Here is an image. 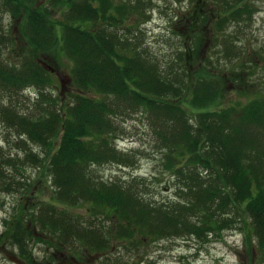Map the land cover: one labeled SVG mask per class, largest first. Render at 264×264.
I'll return each instance as SVG.
<instances>
[{
	"label": "trees",
	"instance_id": "1",
	"mask_svg": "<svg viewBox=\"0 0 264 264\" xmlns=\"http://www.w3.org/2000/svg\"><path fill=\"white\" fill-rule=\"evenodd\" d=\"M238 2L199 0L193 8L195 16L183 23L187 31L189 21L205 27L207 36L202 30L199 35L173 31L180 39L176 53L161 65L135 37L141 19L147 17L141 1L0 0V19L7 14L12 21L20 18L22 25V36L16 38L22 47H15L12 28L6 32L0 23V46L11 47L12 54L20 47L21 53L16 55L20 59L10 62L0 54V101L5 97L10 101L28 89L38 93L31 113L1 101L0 120L16 133L18 150L41 174L38 183L47 177L53 193V203L34 209L17 202L12 220H5V243L35 264L28 244L43 234L57 241L52 246L56 250L72 252L106 251L113 239L127 241L125 248L132 250L139 244L136 237L143 239L142 244L188 235L200 240L208 232L221 235L223 229H236L244 234L245 246L255 242L264 251V99L250 100L242 108L210 110L230 85L232 91L251 93L245 76L256 64L242 62L235 68L247 45L245 51L226 37H216L221 43L208 48L210 56L204 54L208 38L215 39L225 25L252 21L255 5ZM207 4L215 7L206 12ZM54 9L61 12L58 22L51 18ZM128 22L131 25L122 30ZM57 29H62L61 34ZM57 48L76 62L73 78L83 93L94 92L101 99L81 94L76 87L73 101L66 103L48 90L50 76L38 58ZM229 52L237 59L230 60ZM253 54L249 57H259L255 49ZM213 56L218 63L211 66ZM185 95L187 103L180 104ZM124 108L140 111L161 125L156 146L162 153L163 171L177 183L174 201L149 199L141 191L142 186L148 188L143 185L146 180L138 176L107 182L98 174L97 168L106 164L134 166L135 157L116 146L121 141L117 120ZM24 165L20 154L0 157V192L22 198L30 190L31 182L17 179L24 177ZM82 204L89 205V218L66 209ZM139 264L158 263L141 260Z\"/></svg>",
	"mask_w": 264,
	"mask_h": 264
},
{
	"label": "rangeland",
	"instance_id": "2",
	"mask_svg": "<svg viewBox=\"0 0 264 264\" xmlns=\"http://www.w3.org/2000/svg\"><path fill=\"white\" fill-rule=\"evenodd\" d=\"M138 1L144 3L145 6L143 7V11L147 13V17L146 19H141L143 24H140V28L135 31V37L144 44V47L147 48L153 56H157L162 62L161 65L165 64V60L169 58L170 53H176L178 47L177 42L180 39H178L179 36H173V31H176V33L179 32L181 35L187 32L199 35L202 30L203 34L207 36L206 31L203 30L205 27L200 29L197 25H190L189 21L187 31L183 23L186 17L190 20L191 16H195L193 8L199 0ZM232 1L233 4L239 3L238 0ZM250 1L255 5V16L252 18V21L246 22L244 19H240L237 22L225 25L220 33L216 34L215 39L211 40L208 38L209 42L205 45L204 54L210 56L208 48L216 43H221L220 39L216 37L233 39L236 43L241 46L243 45L245 51V45H247V51L243 56L244 58L237 62L235 68L242 62L245 64L251 61L255 62L256 68L245 76L246 80L249 82L248 86L251 87L249 90H252V92L243 94V92L232 91L231 89L233 88H231L232 85H230V91H224L217 103L211 107L210 110L212 111H215V109L221 110L225 107L242 108L250 100L264 99V0H246L244 3H249ZM43 2H45V0H40V3ZM213 7L215 6L207 4L206 12H210L211 8L213 10ZM54 12L51 18L54 20L56 19L58 22V20H60L58 18L61 17V12H59L58 9H54ZM215 15H217V13ZM10 18L12 17L7 14H1L0 23L3 24L6 32L12 28V36L10 38H13V45L18 47L21 45L16 41V38L22 36V25L19 22L20 18L15 21H12ZM223 18L227 19L226 16ZM67 22L70 23V19H68ZM173 22L175 23L174 25L177 24L175 29L171 28ZM130 25L131 23L128 22L122 27V30ZM194 28H199L200 30L196 31ZM61 31L62 29H57L59 34H61ZM227 39L224 41L226 46ZM252 48L258 53L259 57L256 59L249 57V55L254 57V49ZM19 49L20 47L17 48L16 54H12L13 49H11V47L4 49L3 46H0V54L3 53V59L10 62L17 57H19V59L21 58ZM17 54L20 56L16 57ZM231 55L232 58H230V60L237 59L233 53H231ZM40 57V59L38 58L39 62L50 76L46 74V77L50 79L48 90L59 96L60 100L66 103L72 102V95L76 94L75 88L82 87L80 85L77 86L74 82L76 77L73 78L76 62L72 61L61 48L53 49L50 54H47V57L42 54ZM212 59L213 64L211 66H214L218 63V60L215 59L214 56ZM222 59L223 62L225 56H223ZM42 61L45 62V65ZM18 63H20V61ZM175 64L176 62L174 61L172 65ZM188 66H192L191 60H188ZM197 66L198 63L195 67ZM193 70H195V68ZM176 72L177 69L174 73ZM252 84H257L258 87L254 88ZM79 89L82 92H79L81 94H94L91 96L101 99L99 94L90 91L83 93V88ZM20 94L21 95L15 96L10 101L7 97L1 101L5 105H7L8 102H12L18 111L24 110L25 112L31 113L34 107L33 104L37 101V97L35 96L38 94L37 91L28 89ZM188 99L189 97L185 95L178 102L184 104L187 103ZM124 109L125 112H123L121 117L117 120L118 135L121 141H117L116 146L120 151L130 153L135 157L134 166L122 169L117 165L106 164L103 167L97 168L98 174L107 182L119 178H122V180H129L131 174L134 177L138 176L144 179V181L146 180L143 185H147L148 188L142 186L141 191L145 193L149 199L155 201H174L176 198L177 183L168 171H163L161 167V161L163 160L162 153L156 146V142L158 141L156 130L159 129L161 125L152 121L148 115H144L140 111H132L130 108ZM12 131V129L8 130L6 125L0 120V157L5 160L8 156L14 157L20 154V157L25 160V175L24 177H17V179H21L23 183L31 182V185L30 190L26 191L25 194L22 195V198L18 194L13 195L14 193L7 194L4 191L0 192V264H31L28 262L27 258L20 256V251L17 247L5 243V235H3L6 231L5 220H12L10 215L14 212L15 206L19 200L21 203L27 204L31 209H34L39 204L53 203V193H51L52 188H50V184L47 183V177L41 178V183H38L39 180L37 179L41 177V174H39L35 165L28 161L26 156L21 154L18 150V138L15 135L16 133ZM29 149H32L34 152L38 150V148L33 145H29ZM38 152L42 154L40 150ZM56 205L60 207L59 209H62V206L60 204L58 205V202ZM87 208H89V205L82 204L73 209L70 207L66 209L73 215L89 218L91 213H88ZM107 223L109 227L114 226L112 222ZM224 230L225 229L221 230V235L208 232L207 238L200 240L197 239V237L188 235L186 237L164 239L157 242H153V239H151L150 242L147 241L148 243L142 244L141 241L143 239L136 237L134 242L139 244L138 246L133 245L132 250L125 248V244H128L127 241L113 239L111 240L112 247L108 248L106 251H90L89 249L86 250V248H80L79 251L72 252L67 249H61V251H59V249L56 250L57 247H53L56 245L57 241L51 239V237L48 236L49 234H43L40 235L39 238L41 241L28 242L27 249L33 261H36L35 264H139L141 260H150L158 264H264V251L257 248L255 242H253L252 247L245 246L244 234L236 229L231 231Z\"/></svg>",
	"mask_w": 264,
	"mask_h": 264
},
{
	"label": "water",
	"instance_id": "3",
	"mask_svg": "<svg viewBox=\"0 0 264 264\" xmlns=\"http://www.w3.org/2000/svg\"><path fill=\"white\" fill-rule=\"evenodd\" d=\"M45 65V64H44ZM46 67V66H45ZM47 68V67H46Z\"/></svg>",
	"mask_w": 264,
	"mask_h": 264
}]
</instances>
